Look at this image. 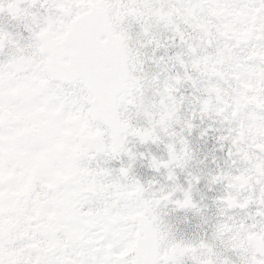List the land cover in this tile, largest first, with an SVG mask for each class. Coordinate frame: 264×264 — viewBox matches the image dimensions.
Wrapping results in <instances>:
<instances>
[{"label":"snow or ice","instance_id":"1","mask_svg":"<svg viewBox=\"0 0 264 264\" xmlns=\"http://www.w3.org/2000/svg\"><path fill=\"white\" fill-rule=\"evenodd\" d=\"M161 30L179 51L146 69L141 49L165 47ZM186 84L200 95L181 133L197 117L219 118L227 128L217 139L237 166L209 174L210 192L224 186L212 197L217 218L192 239L165 220L169 205L201 212V177L188 172L184 187L176 173L190 142L168 132ZM162 133L179 136L165 144L167 160L129 146ZM145 160L171 184L142 178ZM188 261L264 264V0H0V264Z\"/></svg>","mask_w":264,"mask_h":264},{"label":"rangeland","instance_id":"2","mask_svg":"<svg viewBox=\"0 0 264 264\" xmlns=\"http://www.w3.org/2000/svg\"><path fill=\"white\" fill-rule=\"evenodd\" d=\"M220 10H222V9H216V11H215V13H214V15L216 16V14H219V12H220ZM201 15H202V13H201ZM209 15H211V13H209ZM203 16V15H202ZM202 22V21H201ZM232 24H230V23H227V24H223L222 25V27L220 26L219 27V30L221 31V32H223L225 35H233V33H234V31H235V29L233 28V25L231 26ZM210 26V25H209ZM202 30H205V31H207V29H204L203 27H202ZM168 33H170V32H168V31H164V30H161V36H164V37H166V36H168ZM159 35V36H160ZM178 38V37H177ZM172 42L171 41H169V44H171ZM176 43L178 44L179 43V38H178V40L176 41ZM172 48H174V50L177 52V51H179V48H175V47H172ZM162 49L160 48V49H158V50H156L157 52L158 51H161ZM155 51V52H156ZM151 59H153L154 57H153V50L151 51V53H150V56H149ZM157 58H154L153 59V62H155V60H156ZM154 66H155V68H156V64L154 63ZM163 66V65H162ZM169 67V69L172 71V72H175L177 69L176 68H173V67H171V65H169L168 66ZM193 75H195V74H193ZM186 87H188L189 86V84H186L185 85ZM219 94H222V93H219ZM135 114V113H134ZM135 119H136V122H138L139 124H145L146 123V120H145V118L143 117V116H141V119H140V117L139 116H136L135 115ZM169 130V129H168ZM169 132V131H168ZM162 135V137L164 136V135H166V134H164V133H162L161 134ZM129 139H132V140H134L135 142H136V140L134 139V138H129ZM170 139V138H169ZM163 142H166L165 140H163ZM137 143V142H136ZM200 143L202 144V146L200 147V150L203 152V155L204 156H202V158L200 159V163H199V165L201 166V165H204V164H206V162L207 161H205V154L206 153H208L209 152V154H210V157H209V161L214 165H220L217 161H219V160H217L216 158H215V160L213 159L215 156H214V152L216 151V149L215 148H212L213 146H214V144L213 145H211V146H208V145H206V143H205V141H200ZM139 144V143H138ZM157 145H161V142H157L156 143ZM141 146H145V145H141ZM163 146V145H162ZM215 147H216V145H215ZM194 157L195 156H193L192 154H191V159H189L188 161H187V165H186V169H188L189 167V162L191 161V160H194ZM240 164H244L243 162H239V165ZM243 166H246V165H243ZM230 168V167H229ZM229 168H227V169H229ZM164 171V169H161V172H163ZM160 172V173H161ZM155 174V178L159 181V183L161 184V185H165L164 183L166 182V181H168L166 178H162L161 180H159L158 178H157V176H156V174L157 173H154ZM142 178H144V179H151L152 178V175L151 174H149V172H146V174H145V176L144 177H142ZM178 195H179V193H178ZM244 195H247V193L245 192L244 193ZM211 209L212 208V204L211 203H208V207H206L205 209H201V214H205V210H207V209ZM190 210H192V209H190ZM181 212V211H180Z\"/></svg>","mask_w":264,"mask_h":264},{"label":"flooded vegetation","instance_id":"3","mask_svg":"<svg viewBox=\"0 0 264 264\" xmlns=\"http://www.w3.org/2000/svg\"><path fill=\"white\" fill-rule=\"evenodd\" d=\"M223 12H226L225 9L220 10V15H222Z\"/></svg>","mask_w":264,"mask_h":264}]
</instances>
